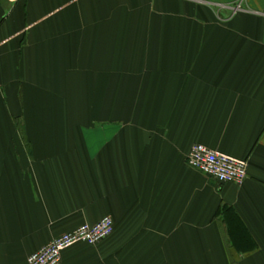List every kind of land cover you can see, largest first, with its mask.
<instances>
[{"label":"crops","instance_id":"0c3cea01","mask_svg":"<svg viewBox=\"0 0 264 264\" xmlns=\"http://www.w3.org/2000/svg\"><path fill=\"white\" fill-rule=\"evenodd\" d=\"M105 215L62 264H264V0H0V264Z\"/></svg>","mask_w":264,"mask_h":264},{"label":"built area","instance_id":"2783aa9c","mask_svg":"<svg viewBox=\"0 0 264 264\" xmlns=\"http://www.w3.org/2000/svg\"><path fill=\"white\" fill-rule=\"evenodd\" d=\"M188 164L213 177L218 182L242 183L248 175V162L221 151L196 143L187 155ZM114 228L113 218L105 215L94 224L84 223L65 232L32 253L28 264H62L63 251L72 245L85 242L96 244L108 237Z\"/></svg>","mask_w":264,"mask_h":264}]
</instances>
